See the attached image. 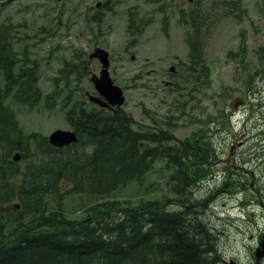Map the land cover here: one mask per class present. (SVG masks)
Segmentation results:
<instances>
[{
	"label": "rangeland",
	"instance_id": "1",
	"mask_svg": "<svg viewBox=\"0 0 264 264\" xmlns=\"http://www.w3.org/2000/svg\"><path fill=\"white\" fill-rule=\"evenodd\" d=\"M99 1L0 0V27L14 53L38 64L45 98L54 91L62 95L52 104L42 98L33 106L9 100L20 125L43 137L73 131L61 69L65 63L88 66L86 73L69 77L73 100L88 102L86 92L94 90L90 79L103 69L90 55L106 50L110 78L124 92L121 110L137 130L167 133L170 145L192 144L199 134L215 152L191 197L222 261L264 264V15L258 19L254 8L248 17L240 8L233 16L227 0H215L198 29L194 5L171 0L176 7L157 9L152 6H163V0H109L106 10L97 7ZM195 34L203 47L200 71L189 67L188 38ZM171 174L159 161L142 180L108 197L68 195L63 211L71 220H82L87 210L106 201L149 199L172 201L176 208Z\"/></svg>",
	"mask_w": 264,
	"mask_h": 264
},
{
	"label": "trees",
	"instance_id": "2",
	"mask_svg": "<svg viewBox=\"0 0 264 264\" xmlns=\"http://www.w3.org/2000/svg\"><path fill=\"white\" fill-rule=\"evenodd\" d=\"M188 42L195 71L201 62L196 34ZM87 69L74 63L61 69L69 90L66 117L78 141L56 147L25 132L8 104L37 105L43 94L40 67L15 54L0 27V264H221L191 197L215 152L199 134L192 144L170 145L167 133L135 130L121 109L104 111L73 100L69 77ZM61 98L58 91L46 97L49 104ZM159 161L172 170L176 208L162 199L106 201L82 220L65 216L68 195L108 197L142 180Z\"/></svg>",
	"mask_w": 264,
	"mask_h": 264
},
{
	"label": "water",
	"instance_id": "3",
	"mask_svg": "<svg viewBox=\"0 0 264 264\" xmlns=\"http://www.w3.org/2000/svg\"><path fill=\"white\" fill-rule=\"evenodd\" d=\"M98 57L103 63V70L101 71L100 77H93L92 81L94 82L96 90L108 101L109 104L113 106L120 107L123 105L125 98L123 96V91L118 86L114 85V82L110 78L108 66V54L103 50H96L94 54L90 56ZM90 100L96 102L102 106H108V103L102 102L100 99L95 97H90ZM49 140L52 145L57 147H63L65 145L76 142L77 138L75 133L58 130L54 132ZM15 160H19V156H15ZM224 264H237L234 260L229 262L225 261Z\"/></svg>",
	"mask_w": 264,
	"mask_h": 264
},
{
	"label": "flooded vegetation",
	"instance_id": "4",
	"mask_svg": "<svg viewBox=\"0 0 264 264\" xmlns=\"http://www.w3.org/2000/svg\"><path fill=\"white\" fill-rule=\"evenodd\" d=\"M108 1L109 0H102L97 2V7H102L107 10L108 8ZM215 1V0H174V3H183V4H189V5H194L195 10L199 12V17H197L198 20V29L200 27H204L206 24V19L203 18V13H207L210 10V4ZM165 3L163 6H157L154 5L152 8H157V9H170L176 7V5H172L171 0H163ZM227 2L230 5V11L232 15L234 16L235 14L238 13V9H246L248 13V17L253 16L251 14V10L254 8H257L258 13V19H260V15H264V13H261V10L264 8V0H227ZM207 7V8H205ZM207 9L208 11H206ZM132 18L128 16L127 22L128 24L131 22ZM263 25H264V20H263ZM133 26V25H132ZM200 39V38H199ZM201 41V39H200ZM94 93V92H93ZM96 94V93H95Z\"/></svg>",
	"mask_w": 264,
	"mask_h": 264
},
{
	"label": "bare ground",
	"instance_id": "5",
	"mask_svg": "<svg viewBox=\"0 0 264 264\" xmlns=\"http://www.w3.org/2000/svg\"><path fill=\"white\" fill-rule=\"evenodd\" d=\"M196 199V198H195Z\"/></svg>",
	"mask_w": 264,
	"mask_h": 264
}]
</instances>
